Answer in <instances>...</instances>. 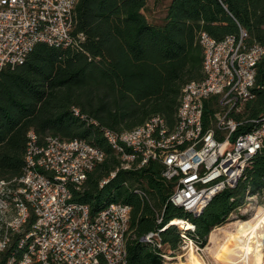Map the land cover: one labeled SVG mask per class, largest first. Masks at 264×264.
<instances>
[{"label": "trees", "instance_id": "trees-1", "mask_svg": "<svg viewBox=\"0 0 264 264\" xmlns=\"http://www.w3.org/2000/svg\"><path fill=\"white\" fill-rule=\"evenodd\" d=\"M146 3L77 0L75 44L40 42L22 63L0 69V179L15 186L23 175L30 131L39 145L55 136L101 148L104 159L87 171L82 189L73 195L92 211L110 201L131 205L129 264H160L165 250L178 248L183 238L203 246L248 197L264 203V146L240 182L215 193L197 215L170 202L174 183L162 175L160 160L137 170L119 169L99 185L119 163L104 130H130L154 116L175 127L184 85L204 76L202 31L221 40L242 28L247 44L264 46V0H169L159 22L148 19ZM252 92L237 114L244 123L235 134L251 130L248 120L264 113V55L256 64ZM175 218L187 219L193 229L170 223ZM154 231L160 245L143 239Z\"/></svg>", "mask_w": 264, "mask_h": 264}, {"label": "built area", "instance_id": "built-area-1", "mask_svg": "<svg viewBox=\"0 0 264 264\" xmlns=\"http://www.w3.org/2000/svg\"><path fill=\"white\" fill-rule=\"evenodd\" d=\"M76 2L0 0V69L22 63L37 43L75 44ZM244 35L240 28L216 40L201 32L204 76L184 85L174 128L154 116L130 130H104L119 163L100 186L119 169L160 160L174 183L170 202L197 215L215 193L240 182L264 146V113L248 120L251 130L235 134L264 55V46L247 44ZM28 136L23 175L15 186L0 179V264H129L131 205L110 201L92 211L73 195L105 152L80 138L47 136L39 145L32 131ZM143 239L160 245L158 231Z\"/></svg>", "mask_w": 264, "mask_h": 264}, {"label": "rangeland", "instance_id": "rangeland-1", "mask_svg": "<svg viewBox=\"0 0 264 264\" xmlns=\"http://www.w3.org/2000/svg\"><path fill=\"white\" fill-rule=\"evenodd\" d=\"M168 2L169 0H147L144 12L148 19L152 22H159L165 15ZM259 207H264V203H261L257 196L248 197L243 206L230 214L225 224L215 227L214 241L207 238L205 245L201 246L189 238H183L178 248L165 250L160 264H232L234 261L239 264L241 262V258H238L240 252L231 236L239 222L255 217ZM261 214L262 212L258 214L257 219ZM177 227L180 228L178 225ZM256 264H264V250L260 253V259Z\"/></svg>", "mask_w": 264, "mask_h": 264}, {"label": "bare ground", "instance_id": "bare-ground-1", "mask_svg": "<svg viewBox=\"0 0 264 264\" xmlns=\"http://www.w3.org/2000/svg\"><path fill=\"white\" fill-rule=\"evenodd\" d=\"M260 212L262 214L257 219ZM171 223L186 229L193 226L192 223L184 222L181 218H175ZM214 229L209 233L210 241L215 240ZM231 238L240 252L238 258H241V262L239 264H256L260 259V253L264 250V207H259L255 217L239 222ZM232 264H238V262L234 261Z\"/></svg>", "mask_w": 264, "mask_h": 264}]
</instances>
